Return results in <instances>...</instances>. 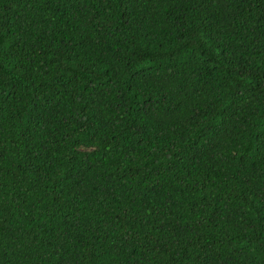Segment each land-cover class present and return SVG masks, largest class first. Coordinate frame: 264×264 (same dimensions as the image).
Returning <instances> with one entry per match:
<instances>
[{
    "label": "trees",
    "instance_id": "1",
    "mask_svg": "<svg viewBox=\"0 0 264 264\" xmlns=\"http://www.w3.org/2000/svg\"><path fill=\"white\" fill-rule=\"evenodd\" d=\"M0 264H264V0H0Z\"/></svg>",
    "mask_w": 264,
    "mask_h": 264
}]
</instances>
